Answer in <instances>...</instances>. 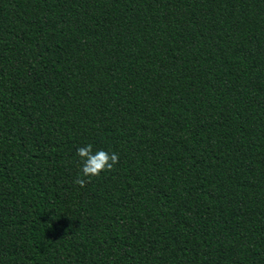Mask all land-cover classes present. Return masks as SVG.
Masks as SVG:
<instances>
[{"label":"trees","instance_id":"obj_1","mask_svg":"<svg viewBox=\"0 0 264 264\" xmlns=\"http://www.w3.org/2000/svg\"><path fill=\"white\" fill-rule=\"evenodd\" d=\"M0 264H264V0H0Z\"/></svg>","mask_w":264,"mask_h":264},{"label":"clouds","instance_id":"obj_2","mask_svg":"<svg viewBox=\"0 0 264 264\" xmlns=\"http://www.w3.org/2000/svg\"><path fill=\"white\" fill-rule=\"evenodd\" d=\"M77 157L81 168L80 176L75 183L81 187L86 183V178L97 177L101 172L111 171L114 165L119 162L117 153H109L103 149L93 152L91 144L78 148ZM51 221H54V218Z\"/></svg>","mask_w":264,"mask_h":264}]
</instances>
